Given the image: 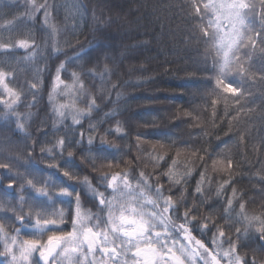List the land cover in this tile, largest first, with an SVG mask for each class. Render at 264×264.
<instances>
[{"label": "snow or ice", "instance_id": "obj_1", "mask_svg": "<svg viewBox=\"0 0 264 264\" xmlns=\"http://www.w3.org/2000/svg\"><path fill=\"white\" fill-rule=\"evenodd\" d=\"M172 7L167 6L169 10ZM179 7L178 31L185 37L186 46L203 43L206 53L204 63L207 64L208 57H211L214 86L210 94L202 92V95L211 97L206 103L212 106V115L215 116V106L222 101L225 104L224 114L228 115V103L231 101L237 105L232 116L233 120H237L241 113L253 111L251 105L255 101L248 98L258 91L262 103L258 116L260 134L256 139L264 145V0H185ZM73 8L82 15L79 5H73ZM50 11L51 5L46 0H25V10L16 25L19 28L28 21H34L41 13L43 24L50 29V55L57 60L64 57L55 68L52 94L49 96L56 119L52 123V130L44 131L43 141L28 130L31 128L29 121L32 113L21 114L19 110L22 93L12 86L16 84L12 78L14 69L11 65L0 64V153H8L0 158V169L5 170L0 173V262L264 264V210L259 214H249L243 199L237 202L236 209L232 208V199L226 201L225 221L232 219L231 212H236L235 223L241 227L229 229L235 239L232 236L225 239V231L211 217L197 223L200 212L195 204L185 201L178 205L171 189L165 190L158 178L153 182L152 175H146L143 170L135 175L128 172L101 173L95 179L97 185H103L104 191H100L88 175H80L74 149H81V163L86 161L96 172L101 171L95 165L97 159L107 162L108 167L113 162L119 166V161H115L113 146L105 141L104 136L95 135L96 125L90 119L88 129L82 130V121L97 109V101L85 89L81 75L71 72L72 83L65 84L61 73L67 71L66 64L68 67L76 66L86 58L92 63V52L103 56L105 61L112 58L103 45L92 49L82 47L76 49L74 54L63 52L55 40L57 30L49 20ZM12 23L8 21V25ZM13 48H31L25 57L29 62L38 52V48L32 47L28 39L0 43V52L5 55L10 54ZM86 75L90 79H98L101 89L105 90L112 71L105 63L102 72L96 73L90 69ZM39 77L40 70L37 69L35 82L29 86L33 98L39 96V92L32 91L40 86ZM59 85L64 86L62 93L56 92ZM70 92V99L77 96L84 98L83 109L75 107L74 99L72 104L53 101L54 95H68ZM35 106L25 105L29 108ZM115 115V111L106 114L109 118ZM69 116L72 126H81L74 129L77 135L75 140L66 139L67 134L60 135L58 125L63 124ZM37 130H40L39 125ZM122 131L117 121L115 129L105 135L120 134ZM246 132V127L240 128L238 141H244ZM49 135L54 137L52 141L47 140ZM13 136L17 139H13ZM141 139L147 137L137 134V141ZM171 139L169 136V141ZM156 143L163 146L164 142L158 140ZM13 149L17 154H12ZM232 165L233 161L228 158L227 168L231 169ZM260 171L264 172V166ZM167 175L170 184L180 183L179 178L173 180L171 172ZM204 179L201 174L194 189L196 194H201L202 203L201 186ZM256 182L264 185V175L257 173ZM216 194L220 195V189ZM237 195L233 188V198ZM82 197L98 209L96 214L91 210H82ZM178 199H184L183 191ZM65 205L71 210V215H66ZM69 222L70 226L66 227ZM194 229L201 236L208 231L211 247L194 235ZM225 243L227 247L223 246ZM244 250H250L254 255H240ZM255 253L261 254L260 260H257Z\"/></svg>", "mask_w": 264, "mask_h": 264}, {"label": "trees", "instance_id": "obj_2", "mask_svg": "<svg viewBox=\"0 0 264 264\" xmlns=\"http://www.w3.org/2000/svg\"><path fill=\"white\" fill-rule=\"evenodd\" d=\"M46 2L51 5L49 20L57 30L55 40L63 52L74 54L76 49L82 47L92 49L103 45L112 58L105 61L103 56L92 52V63L86 58L76 66L68 67L66 64L67 71L61 73L65 84L72 83L71 72L81 75L85 89L97 101V109L82 121V130L88 129L90 119L96 125L95 135L104 136L105 141L113 146L112 156L115 161H119V166L113 162L112 166L108 167L107 162L97 159L95 165L101 171L96 172L86 161L81 163V149H74L76 162L80 165L77 169L80 175H88L92 183L98 186L100 191H104L103 185H97L95 179L101 173L110 175L128 172L135 175L143 170L146 175H152L153 182L158 178L165 190L170 188L178 205L185 201L195 204L200 212L197 223L205 217H211L215 224L225 231V239L228 236L235 239L229 229L241 226L235 223L236 212H231L232 219L225 221L226 201L232 199V208L236 209L237 202L243 199L249 214H259L264 210V185L256 182L257 173L264 175V172L260 171L264 166V145L256 139L260 134V93L257 91L254 96L248 98L255 101L251 105L253 111L241 113L237 120L232 119L237 105L231 101L228 103V115L224 114L223 101L215 106V116L212 115V106L206 103L211 97L202 95V92L210 94L214 86L211 79V57H208L205 64L204 44L197 43L188 47L185 37L178 31L179 5L185 0ZM73 5L81 7L82 15L75 11ZM100 5L107 7L101 8ZM168 5L173 7L169 10ZM24 10L25 0H0V43L28 39L32 47L38 48L37 56L29 62L25 57L31 48H13L8 55L0 52V64L11 65L14 69L12 78L16 80V84L12 86L22 93L19 110L21 114L32 113L29 121L31 128L28 130L33 131L39 141H43L44 131H51L52 123L56 119L49 96L52 94L55 68L64 57L57 60L50 55V29L48 25L43 24L42 10L34 21L16 27ZM10 20L13 21L12 25H8ZM9 28L13 30L10 31ZM73 28L76 29L75 32L72 31ZM105 63L111 69L112 75L105 90H102L100 81L90 79L86 74L90 69L96 73L102 72ZM37 69L40 70V86L32 91L39 92V96L33 98L29 86L35 82ZM113 84L115 87H112ZM63 87L59 85L56 92L62 93ZM70 97L71 92L68 95L57 94L54 95L53 101L72 104L74 99L75 107H85L83 97ZM28 104L36 106L25 107ZM113 111L116 112L115 117L106 116ZM117 121L123 131L120 134L105 135L109 130L115 129ZM38 125L40 130H37ZM58 127L61 129V136L67 134L65 138L73 140L77 138L74 129L81 128L72 126L70 116ZM244 127L247 132L244 141L240 142L237 134L240 128ZM137 134H142L147 139L137 141ZM12 138L17 139L15 136ZM53 139L51 135L47 137L48 141ZM158 140L164 142L163 146L156 143ZM184 144L188 147H182ZM7 154L0 153V158ZM12 154H17L15 149ZM228 158L233 161L231 169L227 168ZM4 171L0 169V173ZM169 172L173 180L180 179L179 184L168 182ZM201 174L205 177L201 186L203 203L200 200L201 194L194 192ZM229 180L230 183L227 182ZM233 188L238 194L235 198L232 196ZM217 189H220L219 196L216 194ZM182 191L184 199L180 200L178 198ZM64 208L66 215H71V210L66 205ZM82 210H91L93 214L98 212V209L83 197ZM65 226H70V222ZM211 229L210 223L209 230ZM193 233L211 247L208 231L203 236L196 229ZM223 246L227 247V244ZM240 255L251 257L254 253L244 250ZM255 255L257 260L261 259L260 253Z\"/></svg>", "mask_w": 264, "mask_h": 264}, {"label": "water", "instance_id": "obj_3", "mask_svg": "<svg viewBox=\"0 0 264 264\" xmlns=\"http://www.w3.org/2000/svg\"><path fill=\"white\" fill-rule=\"evenodd\" d=\"M9 192H11V190H9Z\"/></svg>", "mask_w": 264, "mask_h": 264}]
</instances>
